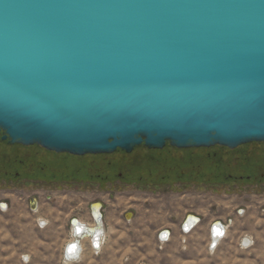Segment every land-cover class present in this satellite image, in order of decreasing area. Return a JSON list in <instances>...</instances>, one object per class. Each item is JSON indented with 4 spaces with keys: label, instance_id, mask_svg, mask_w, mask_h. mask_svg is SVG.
<instances>
[{
    "label": "water",
    "instance_id": "water-1",
    "mask_svg": "<svg viewBox=\"0 0 264 264\" xmlns=\"http://www.w3.org/2000/svg\"><path fill=\"white\" fill-rule=\"evenodd\" d=\"M0 139L74 156L264 142V0H0Z\"/></svg>",
    "mask_w": 264,
    "mask_h": 264
},
{
    "label": "rangeland",
    "instance_id": "rangeland-1",
    "mask_svg": "<svg viewBox=\"0 0 264 264\" xmlns=\"http://www.w3.org/2000/svg\"><path fill=\"white\" fill-rule=\"evenodd\" d=\"M30 186L0 180V264H25V256L29 258L27 264H65L63 248L69 238V219L77 216L91 221L89 204L97 201L106 208L104 245L95 252L85 243L82 259L70 264H264V243L258 246L257 240L250 250L228 245L219 255L206 251L203 228L182 242L178 227L183 215L202 213L211 196L221 205L220 198L227 195L228 187L176 184L159 189L120 181L104 188L98 184L60 189ZM232 191L236 205L249 196L254 208L264 197L253 187ZM31 197L38 198V211L30 210ZM2 202L8 203V209L1 206ZM127 212L134 213L133 219L131 215L125 219ZM40 218L49 224L40 227ZM162 227L174 228V237L165 244L156 236Z\"/></svg>",
    "mask_w": 264,
    "mask_h": 264
},
{
    "label": "trees",
    "instance_id": "trees-1",
    "mask_svg": "<svg viewBox=\"0 0 264 264\" xmlns=\"http://www.w3.org/2000/svg\"><path fill=\"white\" fill-rule=\"evenodd\" d=\"M87 156L70 157L79 160ZM94 157L103 160L101 163L95 161L89 167L95 179L107 172L111 175L108 179L112 181L120 179L118 173H122L123 181H137L147 185H173L181 182L233 187L264 181V176H261V173L264 174L263 142L248 143L237 149L219 146L178 149L169 144L163 149L138 146L132 153L117 150ZM7 166L0 156V180Z\"/></svg>",
    "mask_w": 264,
    "mask_h": 264
},
{
    "label": "flooded vegetation",
    "instance_id": "flooded-vegetation-1",
    "mask_svg": "<svg viewBox=\"0 0 264 264\" xmlns=\"http://www.w3.org/2000/svg\"><path fill=\"white\" fill-rule=\"evenodd\" d=\"M219 147H223V146H219ZM57 154L59 155V153L48 151L38 145L25 146L21 144H10L8 143L7 140L0 139V156L3 158V161L8 164L5 172L2 175L1 181L3 183H22L23 186H25L26 184L27 185L30 184L31 185L30 187H34L37 189H42V188L60 189V188L72 186L74 184H83L84 186H89L91 184H98L99 187L104 188V187H107L105 186L106 184H115L118 181L125 183V184H139V182L137 181H133L131 183L123 181L121 179L123 177L122 173H118V176L120 177V179H118L117 181L109 180L108 177H110L111 175L108 174L107 172H104L101 176H99L100 177L99 179L93 178V175L90 173V169H89L90 165L93 164V162L95 161H98L99 163H101L103 162V160L98 159L97 157H94V155L92 154H88L87 157L81 158L79 160H74L70 157L74 155L65 154L66 156L61 157V156H58ZM96 155H99V154H96ZM77 157H83V156H77ZM261 176H264V174L261 173ZM176 184H182V183L176 182L175 184L171 186H175ZM184 185H197V184H184ZM154 186L158 187L159 189H162L163 186L165 185L162 183L157 184V185L155 184L148 185V187H154ZM168 186L170 185L168 184ZM197 186H200V185H197ZM223 187L224 186H220L219 188H223ZM248 187H253L257 189L256 192L259 193V195H264V181H263L261 183H253V184L248 183L243 186H240L237 184V185H234L233 187H228L227 195L220 199L227 203L234 204V200L232 199L233 195H231V194H234L232 190L235 188L241 191L242 189H246ZM245 197H242V199L246 201H243L242 203H240L238 207V210L242 211L243 216H247L249 206L251 208L253 206L252 204L253 199L249 198V196H247V199ZM31 198L28 201L29 208H30ZM210 199L217 200L218 198L216 199V197L211 196ZM260 199L261 201L259 202L261 203H258V206L255 204L254 207L258 208V215L262 219H264V197L261 196ZM209 202L210 200L207 202V204ZM101 203H102L100 207L101 222L103 223L104 228L106 229V224L104 220L105 215H106L105 213L106 208H105L104 203L103 202ZM6 207H7L6 209H8V203ZM93 209H94V205L93 203H90L89 212H90L91 218H93L94 220L95 216H94ZM38 210H39V200H38ZM217 211L221 212L222 207L219 208L218 205L213 204L211 207L210 213L216 214ZM130 215H131V219H133L134 217L133 212H129V213L127 212L125 215V219L128 220ZM198 215H201V214L197 213L196 215V217L200 219ZM70 220L71 219H69V221Z\"/></svg>",
    "mask_w": 264,
    "mask_h": 264
},
{
    "label": "built area",
    "instance_id": "built-area-1",
    "mask_svg": "<svg viewBox=\"0 0 264 264\" xmlns=\"http://www.w3.org/2000/svg\"><path fill=\"white\" fill-rule=\"evenodd\" d=\"M37 211V210H35ZM187 214V213H186ZM183 215L181 222L179 223V233H180V237H182V242L186 243L187 241V237H193V235L202 228L203 224L205 222H208V244H207V250L209 252L210 255H215L221 245L222 242L224 240H226L229 237L230 232L233 230L234 225H235V218L232 216L226 217V218H221L218 216H214L209 218L208 220H206L204 215H198L200 217L197 218L196 215L197 213H188L187 216ZM236 215L238 217H243L242 211L238 210L236 212ZM193 218L198 219L197 222H195L193 225H190V221L193 220ZM84 219L80 218V217H73L69 223V232L67 237H69L67 239V242L69 240H71L73 237H76L75 235V226L79 225L81 222H85L87 223L86 220L82 221ZM91 221H93L91 219ZM89 221V222H91ZM42 227V226H40ZM217 230H219V235H217ZM171 237H174V228L171 227H162L159 229V231L157 232V240L161 243V244H165L168 243L171 239ZM248 240H250V242H247ZM66 244V243H65ZM90 245V244H89ZM254 245V240L251 239L247 234L243 235V238L240 241V248L241 249H248L251 246ZM91 247V246H90ZM66 247L64 246V251L66 254ZM185 248V246H184ZM91 249L95 252H99L102 247H96L93 246V248L91 247ZM63 251V259L65 258V254ZM84 251V249L82 250ZM65 261V259H64ZM74 263V262H72Z\"/></svg>",
    "mask_w": 264,
    "mask_h": 264
},
{
    "label": "crops",
    "instance_id": "crops-1",
    "mask_svg": "<svg viewBox=\"0 0 264 264\" xmlns=\"http://www.w3.org/2000/svg\"><path fill=\"white\" fill-rule=\"evenodd\" d=\"M213 204H219L217 200H211L207 206H204V210L202 211V214L205 216L206 220H208L211 217L218 216L221 218H226L229 216H232L235 218V225L233 230L230 232L229 237L222 242V245L219 249V251L215 255H219L223 249V247L231 245L235 246L240 250H250L252 246L248 249H241L240 248V241L243 238V235L247 234L251 239L254 240V242H258V246L260 243H264V219H262L258 215V208L254 207L251 208L249 206L248 209V215L243 217H238L236 215V212L238 211L239 205L237 204H230L225 201H222L218 205L219 208L222 207V211L218 212L216 214H211L210 210ZM242 206V205H241ZM258 220V221H257ZM259 226V227H258ZM203 232H204V241H205V249L207 251V244H208V222H205L202 226ZM157 236V234H156ZM262 237V238H260ZM260 258H262V254H260ZM243 264H247L246 262H243ZM251 264V263H249Z\"/></svg>",
    "mask_w": 264,
    "mask_h": 264
},
{
    "label": "bare ground",
    "instance_id": "bare-ground-1",
    "mask_svg": "<svg viewBox=\"0 0 264 264\" xmlns=\"http://www.w3.org/2000/svg\"><path fill=\"white\" fill-rule=\"evenodd\" d=\"M4 209H6V206H3ZM94 216H95V221H87V223L85 222H81L79 225L75 226V235L76 237H73L71 240H69L68 242H66L65 247L67 245V247H70L73 243H76L77 245V256L76 258H74L73 260L70 261V263L72 262H78L80 259H82V255H83V249L85 246V243H89L90 246L93 248V246L96 247H103L104 242L106 240V229L104 228V225L102 222H97L96 220L99 219L98 217V213L101 211L100 210V205H94ZM93 217V216H92ZM72 219V218H71ZM84 221V220H82ZM198 219L193 218L192 221H190V225H193L195 222H197ZM38 224L39 226H46L49 224V221L46 218H40L38 220ZM79 229V231H77ZM247 242H250V240H248ZM64 251V249H63ZM65 254V251H64ZM67 257V248H66V254H65V258Z\"/></svg>",
    "mask_w": 264,
    "mask_h": 264
},
{
    "label": "clouds",
    "instance_id": "clouds-1",
    "mask_svg": "<svg viewBox=\"0 0 264 264\" xmlns=\"http://www.w3.org/2000/svg\"><path fill=\"white\" fill-rule=\"evenodd\" d=\"M79 231V229L77 230ZM217 235H219V230H217ZM77 256V245L76 243H73L70 247H67V257L65 259V264H70V261L73 260L74 258H76ZM28 257L25 256L24 260H25V264H27L28 261Z\"/></svg>",
    "mask_w": 264,
    "mask_h": 264
}]
</instances>
